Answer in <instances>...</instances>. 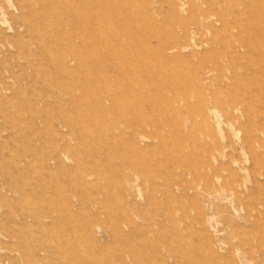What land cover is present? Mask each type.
<instances>
[{"label": "rangeland", "instance_id": "rangeland-1", "mask_svg": "<svg viewBox=\"0 0 264 264\" xmlns=\"http://www.w3.org/2000/svg\"><path fill=\"white\" fill-rule=\"evenodd\" d=\"M0 264H264V0H0Z\"/></svg>", "mask_w": 264, "mask_h": 264}, {"label": "bare ground", "instance_id": "bare-ground-1", "mask_svg": "<svg viewBox=\"0 0 264 264\" xmlns=\"http://www.w3.org/2000/svg\"><path fill=\"white\" fill-rule=\"evenodd\" d=\"M234 52V51H233Z\"/></svg>", "mask_w": 264, "mask_h": 264}]
</instances>
